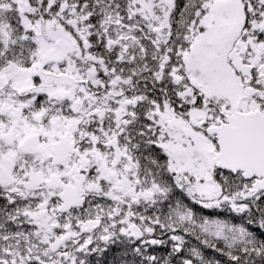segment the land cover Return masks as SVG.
Segmentation results:
<instances>
[{
  "label": "snow or ice",
  "instance_id": "snow-or-ice-1",
  "mask_svg": "<svg viewBox=\"0 0 264 264\" xmlns=\"http://www.w3.org/2000/svg\"><path fill=\"white\" fill-rule=\"evenodd\" d=\"M0 264H264V0H0Z\"/></svg>",
  "mask_w": 264,
  "mask_h": 264
}]
</instances>
